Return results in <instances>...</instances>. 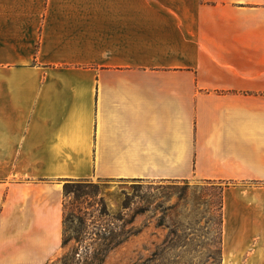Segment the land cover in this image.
<instances>
[{
	"label": "crops",
	"instance_id": "crops-1",
	"mask_svg": "<svg viewBox=\"0 0 264 264\" xmlns=\"http://www.w3.org/2000/svg\"><path fill=\"white\" fill-rule=\"evenodd\" d=\"M67 180L228 182L264 264V0H0V264L59 255Z\"/></svg>",
	"mask_w": 264,
	"mask_h": 264
},
{
	"label": "rangeland",
	"instance_id": "rangeland-1",
	"mask_svg": "<svg viewBox=\"0 0 264 264\" xmlns=\"http://www.w3.org/2000/svg\"><path fill=\"white\" fill-rule=\"evenodd\" d=\"M73 184L70 197H64L67 212H77L79 205L89 213L87 222L70 216L64 230L67 245L48 264H59L64 255L93 243L99 218L112 221L122 234L104 264H222L228 182L74 180Z\"/></svg>",
	"mask_w": 264,
	"mask_h": 264
},
{
	"label": "trees",
	"instance_id": "trees-1",
	"mask_svg": "<svg viewBox=\"0 0 264 264\" xmlns=\"http://www.w3.org/2000/svg\"><path fill=\"white\" fill-rule=\"evenodd\" d=\"M73 181L74 180H67L64 184V197L68 199L73 192ZM80 195L75 198V203L78 202ZM77 212L72 211L71 213L67 212V205L64 203V230L66 231L67 222L69 221L70 216L76 217L81 222H87V218L89 213L85 211L82 212V208L77 205L75 207ZM82 212V213H81ZM93 216V215H91ZM94 217V216H93ZM97 232L94 234L97 239H93V243L89 244L87 247H82L80 250L74 251L71 254L64 255L59 264H104L107 258L108 252L114 248L115 246L120 244L121 240V233L117 232V229L114 223L110 220L105 221L104 219L99 218L96 220ZM95 224V221H93ZM66 232L63 233V248L67 245L68 239L65 235ZM92 235V233H90ZM97 242L100 243V248H96L95 245ZM99 244V243H98Z\"/></svg>",
	"mask_w": 264,
	"mask_h": 264
}]
</instances>
